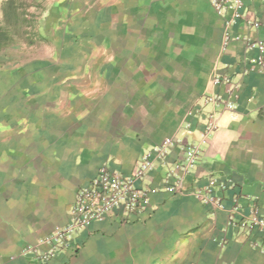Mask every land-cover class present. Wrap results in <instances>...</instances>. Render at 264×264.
Instances as JSON below:
<instances>
[{"label":"crops","instance_id":"crops-1","mask_svg":"<svg viewBox=\"0 0 264 264\" xmlns=\"http://www.w3.org/2000/svg\"><path fill=\"white\" fill-rule=\"evenodd\" d=\"M46 5L44 53L0 67V264H264V230L251 220L254 209L264 218V52L245 39L264 40V0H243L231 25L211 0ZM227 31L241 39L225 44ZM216 76L230 77L236 96ZM215 94L236 109L208 101ZM214 110L196 167L181 190L168 188ZM167 138L179 143L136 182L152 190L142 214L92 221L76 250L46 263L23 253L71 220L101 166L132 174ZM207 187L223 207L197 196Z\"/></svg>","mask_w":264,"mask_h":264},{"label":"built area","instance_id":"built-area-1","mask_svg":"<svg viewBox=\"0 0 264 264\" xmlns=\"http://www.w3.org/2000/svg\"><path fill=\"white\" fill-rule=\"evenodd\" d=\"M211 2L219 14L224 15L227 11L231 12V16L226 21L228 25L236 23L243 17L241 12L243 0H211ZM248 23L255 27L260 26V22L256 20H248ZM232 39H241V36H234L227 31L224 43L228 44ZM245 39L250 48L258 47L261 52H264V40L256 42L250 38L245 37ZM257 61L264 67L263 54L257 58ZM214 83L226 84L230 96H236L230 77L216 76ZM208 101L215 105H222L229 110L236 109L235 100L230 97L225 98L221 94L210 95ZM217 118L218 111L214 110L209 114V120L204 127L200 141L185 144V159L178 166L180 173L175 170L167 173L168 188L181 190L184 176L197 165L201 143L216 129ZM178 143V139L167 138L163 144L156 146L152 152L143 154L138 166L129 175L113 171L106 165L101 166L98 175L88 185L80 187L77 191L75 204L71 209V220L67 224L59 226L53 233L44 236L38 246L27 245L23 249V253L38 252L39 263H46L60 251L65 249L76 250L78 247L75 241L76 233L92 221L103 220L110 213L121 210L129 215L142 214L149 202L152 190L137 186L136 182L143 179L153 169L156 160L164 161L170 148ZM195 193L205 203H213L217 207H223L222 198L214 194L212 187H207L205 190L196 191ZM251 220L253 225L264 230V218L260 216L258 209H254L251 213ZM230 221L233 222V214L230 216ZM40 246H45V249L39 251Z\"/></svg>","mask_w":264,"mask_h":264},{"label":"rangeland","instance_id":"rangeland-1","mask_svg":"<svg viewBox=\"0 0 264 264\" xmlns=\"http://www.w3.org/2000/svg\"><path fill=\"white\" fill-rule=\"evenodd\" d=\"M6 1L0 0V4ZM15 2L18 5L17 24L8 28L12 43L0 51V67L4 69H14L17 62L30 60L38 52L44 53V46L47 45L45 33L48 5L46 0H15ZM3 20L4 13L0 5V22L5 24ZM77 41L73 43L77 44ZM79 43L84 45L86 41L82 42L79 39ZM50 46L53 47L51 44ZM53 53L54 49L51 51V54Z\"/></svg>","mask_w":264,"mask_h":264},{"label":"trees","instance_id":"trees-1","mask_svg":"<svg viewBox=\"0 0 264 264\" xmlns=\"http://www.w3.org/2000/svg\"><path fill=\"white\" fill-rule=\"evenodd\" d=\"M4 13L3 23L0 22V51L5 47H8L12 43L9 27L17 24V2L15 0H7L5 3L0 4Z\"/></svg>","mask_w":264,"mask_h":264}]
</instances>
